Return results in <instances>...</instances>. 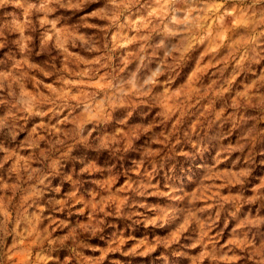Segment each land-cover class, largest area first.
Segmentation results:
<instances>
[{"label":"rangeland","instance_id":"rangeland-1","mask_svg":"<svg viewBox=\"0 0 264 264\" xmlns=\"http://www.w3.org/2000/svg\"><path fill=\"white\" fill-rule=\"evenodd\" d=\"M0 264H264V0H0Z\"/></svg>","mask_w":264,"mask_h":264}]
</instances>
